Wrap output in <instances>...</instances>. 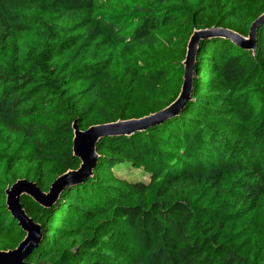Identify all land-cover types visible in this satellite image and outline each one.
Listing matches in <instances>:
<instances>
[{"label": "trees", "instance_id": "obj_1", "mask_svg": "<svg viewBox=\"0 0 264 264\" xmlns=\"http://www.w3.org/2000/svg\"><path fill=\"white\" fill-rule=\"evenodd\" d=\"M264 0H0V250L25 233L16 180L43 191L75 170L73 122L141 118L171 104L195 30L247 36ZM178 113L96 143L92 174L50 206L27 264H264V21L255 50L200 39Z\"/></svg>", "mask_w": 264, "mask_h": 264}, {"label": "water", "instance_id": "obj_2", "mask_svg": "<svg viewBox=\"0 0 264 264\" xmlns=\"http://www.w3.org/2000/svg\"><path fill=\"white\" fill-rule=\"evenodd\" d=\"M263 21L264 12L251 23L247 36L221 27L195 30L189 38L185 59L182 62L184 73L180 93L163 109L141 118L94 124L84 130L79 129L77 122L74 121L72 151L73 155L80 160L77 169L68 170L59 175L52 181L47 191H43L35 182L25 178L16 180L5 189L7 209L17 220L25 235L15 248L0 250V264H27V257L38 247L42 238L40 225L27 215L21 204L22 195L29 196L42 206H50L65 186L80 183L92 174L98 158L96 143L100 138L130 135L163 122L178 113L191 94L194 63L200 39L207 36L224 37L247 50H255L257 29Z\"/></svg>", "mask_w": 264, "mask_h": 264}]
</instances>
